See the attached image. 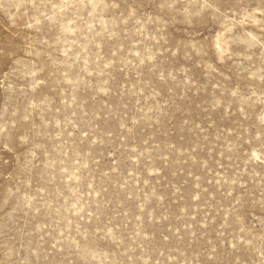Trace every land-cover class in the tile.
Here are the masks:
<instances>
[{"label":"rangeland","instance_id":"374dc122","mask_svg":"<svg viewBox=\"0 0 264 264\" xmlns=\"http://www.w3.org/2000/svg\"><path fill=\"white\" fill-rule=\"evenodd\" d=\"M0 264H264V0H0Z\"/></svg>","mask_w":264,"mask_h":264}]
</instances>
